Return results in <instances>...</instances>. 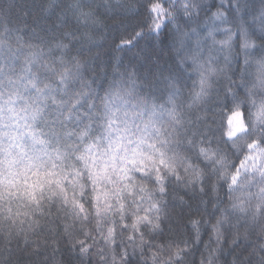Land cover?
Listing matches in <instances>:
<instances>
[{
    "label": "trees",
    "instance_id": "1",
    "mask_svg": "<svg viewBox=\"0 0 264 264\" xmlns=\"http://www.w3.org/2000/svg\"><path fill=\"white\" fill-rule=\"evenodd\" d=\"M256 150L264 0H0V264H264Z\"/></svg>",
    "mask_w": 264,
    "mask_h": 264
},
{
    "label": "rangeland",
    "instance_id": "2",
    "mask_svg": "<svg viewBox=\"0 0 264 264\" xmlns=\"http://www.w3.org/2000/svg\"><path fill=\"white\" fill-rule=\"evenodd\" d=\"M134 103L137 104L136 102ZM134 109H137V105L132 108V111ZM131 117L125 122L123 130L118 129L107 144L108 154L106 159L114 164L118 175L124 172L131 161L139 160L142 162L144 160L148 137L157 133L154 117L151 113L149 116H145L141 122H137L136 112ZM229 123L231 134H236L246 127V122H244L241 112L233 113ZM263 163L264 151L256 150L246 159L245 166L254 168L256 164Z\"/></svg>",
    "mask_w": 264,
    "mask_h": 264
}]
</instances>
